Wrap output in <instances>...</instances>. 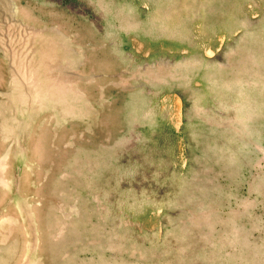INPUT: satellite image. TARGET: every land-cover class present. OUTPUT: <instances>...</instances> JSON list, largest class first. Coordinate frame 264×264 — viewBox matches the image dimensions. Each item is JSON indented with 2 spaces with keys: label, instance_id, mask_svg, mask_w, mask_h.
Here are the masks:
<instances>
[{
  "label": "rangeland",
  "instance_id": "rangeland-1",
  "mask_svg": "<svg viewBox=\"0 0 264 264\" xmlns=\"http://www.w3.org/2000/svg\"><path fill=\"white\" fill-rule=\"evenodd\" d=\"M0 264H264V0H0Z\"/></svg>",
  "mask_w": 264,
  "mask_h": 264
}]
</instances>
